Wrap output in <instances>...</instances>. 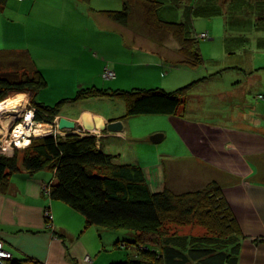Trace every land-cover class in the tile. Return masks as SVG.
I'll return each instance as SVG.
<instances>
[{
	"label": "crops",
	"instance_id": "crops-1",
	"mask_svg": "<svg viewBox=\"0 0 264 264\" xmlns=\"http://www.w3.org/2000/svg\"><path fill=\"white\" fill-rule=\"evenodd\" d=\"M153 1L161 4L158 16L162 20L174 23L191 22L193 33L195 24L192 18L195 16L211 19L245 7L252 13H263L264 16V6L251 0H195L192 6L181 3L180 0ZM14 2L17 5L16 10L7 3L6 8L0 11V41L3 42V47L7 46V41L19 45L33 41L42 50L43 59L49 60L50 53L76 58L82 52L91 54L96 51L104 55V51L113 48L116 50L119 46L112 40V36L118 35L123 39L122 53L130 50L141 57L149 58L148 62H135L137 64L152 63L151 67L159 65L165 68L170 63L168 59L173 56L178 64L182 60L180 47L171 34L156 30L148 36L132 29L133 12H138L145 20L141 6L134 8L129 24L124 26L110 21L100 13L122 10V0H91L88 4L74 0V23L65 20L64 7L62 10L61 7L54 6L52 14L57 18L47 20L44 17L47 12L43 11L40 13L42 20L35 22L33 26L29 23V14L36 9L37 0L32 3L29 0ZM67 3L72 2L65 1L64 4ZM15 13L26 17L29 13L27 20L20 22L17 30ZM78 14L86 17H77ZM234 22L239 24L242 20L236 16ZM226 41L232 42L229 44L230 50L226 51L228 54H232L233 47L246 49L243 45L246 39ZM257 41V48H264V39ZM16 47L14 50H22L23 46ZM153 58L154 62L151 61ZM34 60L37 64L40 63L38 58ZM254 66L256 65H246L249 77L241 85H213V97L218 98L219 102L231 103L237 100L248 112L240 110L228 119L219 115L206 120L196 118L190 114L191 107L188 103L197 96L191 94L180 115L170 116V123L178 134L180 151L161 155L165 160H160L161 164L157 165L158 184L153 191L158 193L168 188L175 193H184L203 189L211 182L220 184L243 233L238 264H264V99H260L262 95L259 94L255 97V104L251 100L252 105L248 99L249 90L264 89V67L255 70ZM40 70L42 73L46 72L42 68ZM114 71L116 76L124 75L122 69ZM97 72H102V65ZM200 80L192 93L197 88L206 87V81H202L203 78ZM73 89L77 92L80 86ZM103 100L107 103H100ZM111 100L92 98L74 102L72 110L65 114L63 108L58 118L65 117L74 121L81 135H95L100 148L110 155L118 156L119 163L140 165L145 172V166L137 155L126 149V143L136 141L129 138L133 133L129 119L121 120L123 115L115 113L114 108L118 105L108 103ZM261 101L263 102L260 103ZM231 112H234V108ZM115 121H122L124 129L121 133H110L104 129L107 123ZM86 125L92 127L91 132L87 131ZM58 134L63 136L64 133ZM53 178L54 174H29L26 171L12 176L9 192L0 194V238L14 259L34 258L44 264H89L85 262V258L92 253L91 245L75 240L74 227L67 223H72L74 211L44 194L45 185ZM47 211L50 213L51 228L46 220ZM59 213L64 217L58 216Z\"/></svg>",
	"mask_w": 264,
	"mask_h": 264
},
{
	"label": "trees",
	"instance_id": "trees-1",
	"mask_svg": "<svg viewBox=\"0 0 264 264\" xmlns=\"http://www.w3.org/2000/svg\"><path fill=\"white\" fill-rule=\"evenodd\" d=\"M122 1V10L100 13L110 21L126 26L134 8L141 6L149 28L168 32L174 37L180 47L181 66L194 68L204 63L198 48L201 37L194 35L191 22L162 20L158 16L161 4L153 0ZM194 1L180 0L189 6ZM251 1L264 6V0ZM8 2L0 0V11ZM200 82H192L175 91L84 88L78 90L75 97L63 99L51 107L37 99L48 87V82L29 51L0 50V103L12 93H30L35 120L48 124L55 122L65 105L92 98L124 102L126 111L121 120L139 116H177ZM118 160V156L100 148L95 135L63 137L52 133L33 138L28 147L16 150L14 157L0 155V194L9 192L15 174L50 171L54 178L45 185L44 194L80 214L87 229L128 230L136 234L134 244L138 258L110 264L239 263L243 233L220 184L211 182L203 189L184 193H175L168 188L154 193L142 166L121 164ZM49 216L50 213L46 220L51 228ZM186 227L203 228L205 233L186 235L178 232ZM119 245L118 242L117 247ZM127 247L122 242L121 248ZM90 259L89 264H92ZM9 264L44 263L34 258H13Z\"/></svg>",
	"mask_w": 264,
	"mask_h": 264
},
{
	"label": "rangeland",
	"instance_id": "rangeland-1",
	"mask_svg": "<svg viewBox=\"0 0 264 264\" xmlns=\"http://www.w3.org/2000/svg\"><path fill=\"white\" fill-rule=\"evenodd\" d=\"M14 1L17 0H9L8 3L15 8L17 5ZM65 1H71L72 3L64 4ZM32 2H34V0H29V3ZM54 6H58V8L61 7L62 10L64 7L65 9L63 12L65 13V20L74 23V0H37L36 9L33 10L31 14L28 13L29 23H32L34 26L35 22L42 20L40 13L43 11L47 12L44 15L47 20L57 18L54 14H52V12H54L52 7ZM246 8L248 7H245V9L241 10L239 9L238 11L233 10L229 14H223L211 19L197 16L192 18L195 24L194 35H197L200 38L202 33L208 34L207 38H200L198 45L200 53L204 59V63L194 68L181 66V64L176 63V57L174 56L171 59H168L170 63H168V66L165 68L159 67V65L157 67H151L152 63L137 64L135 62H148L149 58L143 56V54H141L143 56L141 57L139 56L140 54L133 53L130 50H125L124 53H122L121 47L123 44V39L118 35H114L115 37L112 36L113 33H111V36L113 37L112 40H115L119 47H117L116 50L113 48L104 51V55L98 54L96 51L91 52V54L88 52H82L79 57L75 58L57 53H50L48 55L51 58L46 60L41 58L42 50L36 44H33V41L29 43L24 42L20 45L18 43L7 41L6 47H3V42L0 41V50H14L17 48L16 46H23L22 50L31 51L29 53L31 54L33 60L34 58H38V60H40V63L38 64L35 60L34 62L36 63L39 70L42 68L46 71L43 73V75L48 82V87L38 95L37 99L40 102L43 101L47 106L52 107L55 106L57 102L65 98H73L77 93L73 89L76 86H80V89L95 87L105 90L130 91L134 89H163L166 91H175L203 78L202 81H206V87L197 88L194 93H192L197 97L191 99L192 101L188 103L189 107H191L190 114H193V116L196 118L205 120L210 118L213 119L216 117V115L221 116V118L228 119L231 115L239 113L240 110L241 112L243 110L248 112V110L246 107L240 106L237 100L231 103L219 102L218 98L213 97L215 92L213 90V85L243 83L247 81L246 79L249 77V73L247 74L249 69L246 70V65H256L254 66L255 70L260 67H264V48H257V40L261 41L264 39V16L263 13H252L251 10ZM14 10H16V8ZM170 13L174 14L175 12ZM141 16L142 15H140L138 12H133L132 29H137L140 32H144L148 36L152 35V33H154L156 30L149 28L145 23L143 16L142 18ZM236 16L242 20V22L239 24H235L234 22V18ZM27 17L15 13V20L17 21L16 30L20 27V22L27 20ZM77 17L84 18L86 16L78 14ZM168 34L170 35V33ZM1 35L2 32L0 31V36ZM235 38L246 39V41L243 43V45L246 46V49L241 50L233 47L231 49L232 54H228L226 51L227 49L230 50L229 44L232 42H227L226 40H236ZM168 44H170V42ZM171 45H169L170 49ZM170 52L171 51H169V54ZM151 61L154 62L155 58H153ZM101 65L102 72L98 73L97 71ZM65 68L68 69L65 70ZM114 69H122L124 71V75L120 74L116 76ZM108 72H114L115 77H106ZM66 81H69V83L71 82V84L66 83ZM69 85H71V87H69ZM259 94L262 95L260 96V99H264V89L249 90L248 99L250 103L251 100H253L255 104V97ZM15 99H21L26 106H24L25 108L23 113H18L19 119H17L15 123L13 122L11 124V128L8 130V132L12 130L13 125L17 126V124L22 123L26 119L25 114L28 113L26 111L31 112L33 110V107L30 105V93H12L6 100L0 103V106ZM104 101L105 100L100 103H107ZM262 102L263 101L260 103ZM108 103H115L112 105H118L117 108H114L116 111L115 113H120L121 116L125 115L126 110L124 102L119 100H111V102ZM72 107H74L72 103L65 105V110L63 113H68L67 111L72 110ZM232 108H234V112H231ZM6 116L7 115H3L2 118L4 119ZM3 119L0 122V155L2 154L8 157H14L15 151L22 150L24 147H19L13 150V148H16L14 145L10 147L11 149H7L10 146L8 143L14 142V137L5 136L2 133V130L6 127V122L3 121ZM57 119L58 117L53 124L38 122L35 120V118L33 121L38 124H45L47 126L49 125L51 127L50 132L53 129L55 130L54 132H56L58 123ZM128 119V123H130L133 131L132 136L129 138L132 137L131 140L136 141L126 143V149L129 152H132L133 155L135 153V156L137 155L138 159L145 166L144 168L146 169V178L149 187L153 192L156 188L155 186L158 184L157 182L159 173L156 171L158 168L157 165H159V163L161 164L160 160H165V158H161V155H163L165 152L169 153L176 152L177 150L180 151L178 134L170 123V116H139ZM160 132L166 136L163 141L159 143L145 141V138L151 137L157 133L160 134ZM65 133H68V131H62L63 136L66 135ZM55 135L59 134L55 133ZM34 137L35 136H33V138ZM21 153L22 151L18 152L20 157ZM44 172L49 176H52L50 171ZM72 213H74L72 214V223H70V221L67 223L74 227L75 240L79 242L83 241L88 245H91L90 250L92 253L90 257L93 259L95 264H110L112 262H123L128 258H138V251L136 250L134 244V241L136 240L135 233L128 230L106 231L98 227H91L87 229L84 218L76 212ZM58 216L64 217V215L60 213ZM178 232L180 234L186 235H202L205 233L203 228L197 227L181 228L178 230ZM118 242L120 245L117 247ZM122 242L128 245L126 249L121 248ZM86 260L87 257L85 258V262L88 263Z\"/></svg>",
	"mask_w": 264,
	"mask_h": 264
},
{
	"label": "bare ground",
	"instance_id": "bare-ground-1",
	"mask_svg": "<svg viewBox=\"0 0 264 264\" xmlns=\"http://www.w3.org/2000/svg\"><path fill=\"white\" fill-rule=\"evenodd\" d=\"M202 35V34H201ZM200 35V37H201ZM208 37V36H207ZM205 37V38H207ZM7 105V106H6ZM24 106L25 103L21 99H15L11 100L9 102L4 103L2 106H0V122L3 119V115H7L3 121L6 122V127L2 130V133L5 136H12L14 137V144L17 148L19 147H28L30 145V137L33 135L37 134H45L46 132H50L51 127L45 124H38L35 123L32 119V114L30 111L27 114H25V120L22 123L17 124V126L13 125L12 130L8 132V130L11 128V124L19 119V114L18 113H23L24 112ZM5 107V108H4ZM11 112H8L10 111ZM39 136V135H37ZM10 144V143H8ZM11 146H9L7 149H11Z\"/></svg>",
	"mask_w": 264,
	"mask_h": 264
},
{
	"label": "water",
	"instance_id": "water-1",
	"mask_svg": "<svg viewBox=\"0 0 264 264\" xmlns=\"http://www.w3.org/2000/svg\"><path fill=\"white\" fill-rule=\"evenodd\" d=\"M57 120H58L57 121L58 122L57 127H56L57 133H61L62 131L67 130L68 133H66V136L67 135H81V133L78 131L79 130L78 125L74 121H71L65 117H59ZM86 129L88 132H91L90 129H92V127L86 125ZM104 129L110 133L117 134V133H121L123 131L124 126L122 124V121H115V122L107 123V125ZM54 131L55 130L53 129L50 133L48 132V133H46V135H43V136L50 135L51 133H56ZM87 134L92 135L90 133H87ZM163 139H164L163 134H156V135L149 137L148 141H150L152 143H159Z\"/></svg>",
	"mask_w": 264,
	"mask_h": 264
},
{
	"label": "built area",
	"instance_id": "built-area-1",
	"mask_svg": "<svg viewBox=\"0 0 264 264\" xmlns=\"http://www.w3.org/2000/svg\"><path fill=\"white\" fill-rule=\"evenodd\" d=\"M19 1H24V0H19ZM208 36V34H202L201 35V38H205V37H207ZM106 77H108V78H113V77H115V74H114V72H108L107 73V75H106ZM31 114H32V119H34V117H35V110H32L31 111ZM36 123V122H35ZM43 135H46V133L45 134H41V137H43ZM33 136H35L34 138H37V137H40V135L39 136H36V135H33ZM33 136H31L30 137V143H31V141H32V139H33ZM12 142V141H11ZM13 143V142H12ZM12 143H10V146H14ZM15 149H17V147L16 148H13V150H15ZM44 189H46V186L44 187ZM47 215H49V213H46V216ZM50 217V216H49ZM13 259V255H12V253L11 252H9L7 249H6V247H5V243H4V241L0 238V264H9V262L11 261ZM88 263H90L91 262V259H90V257H87V260H86Z\"/></svg>",
	"mask_w": 264,
	"mask_h": 264
}]
</instances>
